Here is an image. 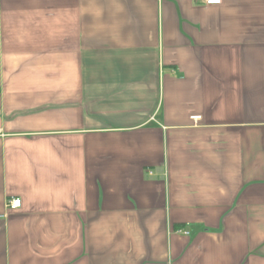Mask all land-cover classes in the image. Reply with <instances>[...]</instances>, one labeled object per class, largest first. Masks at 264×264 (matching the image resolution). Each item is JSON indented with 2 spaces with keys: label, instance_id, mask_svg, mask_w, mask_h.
<instances>
[{
  "label": "crops",
  "instance_id": "1",
  "mask_svg": "<svg viewBox=\"0 0 264 264\" xmlns=\"http://www.w3.org/2000/svg\"><path fill=\"white\" fill-rule=\"evenodd\" d=\"M218 1L0 0V264H264V0Z\"/></svg>",
  "mask_w": 264,
  "mask_h": 264
},
{
  "label": "built area",
  "instance_id": "2",
  "mask_svg": "<svg viewBox=\"0 0 264 264\" xmlns=\"http://www.w3.org/2000/svg\"><path fill=\"white\" fill-rule=\"evenodd\" d=\"M197 2L204 4V5H219L220 1L218 0H196ZM21 207V201L19 199H11L7 202L6 208L9 210H17Z\"/></svg>",
  "mask_w": 264,
  "mask_h": 264
}]
</instances>
